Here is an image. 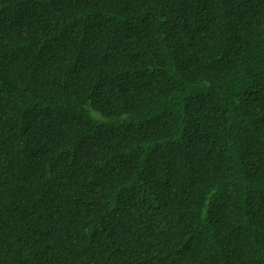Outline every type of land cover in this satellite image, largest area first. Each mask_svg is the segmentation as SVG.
<instances>
[{
    "label": "trees",
    "instance_id": "obj_1",
    "mask_svg": "<svg viewBox=\"0 0 264 264\" xmlns=\"http://www.w3.org/2000/svg\"><path fill=\"white\" fill-rule=\"evenodd\" d=\"M0 264H264V0H0Z\"/></svg>",
    "mask_w": 264,
    "mask_h": 264
}]
</instances>
